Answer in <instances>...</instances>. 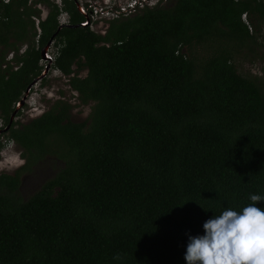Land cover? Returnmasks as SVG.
Here are the masks:
<instances>
[{
    "label": "trees",
    "instance_id": "obj_1",
    "mask_svg": "<svg viewBox=\"0 0 264 264\" xmlns=\"http://www.w3.org/2000/svg\"><path fill=\"white\" fill-rule=\"evenodd\" d=\"M62 8L57 29L51 0H0L3 125L53 33L51 68L91 101L85 120L58 97L11 121L26 162L0 172V264H186L207 220L264 197V83L233 62L259 43L264 0H156L103 32L79 24L74 0ZM44 154L56 169L23 198L18 173Z\"/></svg>",
    "mask_w": 264,
    "mask_h": 264
},
{
    "label": "rangeland",
    "instance_id": "obj_2",
    "mask_svg": "<svg viewBox=\"0 0 264 264\" xmlns=\"http://www.w3.org/2000/svg\"><path fill=\"white\" fill-rule=\"evenodd\" d=\"M86 0H79L83 3ZM94 2L97 10L94 13V19L91 23V28L97 32H103L107 24V18L112 14V7H118L125 5L126 3L134 2L137 7L143 3L152 4L156 0H90ZM168 2V0H160V3ZM135 6V7H136ZM40 14L44 15L46 8L40 5ZM134 11V10H133ZM260 37L258 38V44H255L251 50H244L238 53L233 58L236 70L242 74H255L264 83V24L261 25L259 30ZM55 44H51V50L54 51ZM197 51H199L197 49ZM42 66L46 63L45 61H39ZM85 69L79 70V74L83 75ZM44 81L40 83L39 80L32 82L25 92L24 103H21L16 111L18 110L15 118L17 120H26L29 116H35L43 111L49 103L56 98H63L70 103L69 117L75 121L85 120L91 101L81 103L76 97V91L71 89L66 81V76L62 74L58 69L51 68L44 73L42 76ZM22 95V94H21ZM15 111V112H16ZM14 118V117H13ZM0 123L3 126V122L0 119ZM7 131H0V171H9L19 162L17 148L15 147L10 138L6 137ZM36 166L28 172H24L23 182L19 190V194L24 193V197H28L34 191L39 188L41 180L46 176H51L50 172H46L47 168H53L56 166L55 158L46 157L42 159L40 163L35 164ZM44 173L39 176V173ZM27 173V174H26ZM47 173V174H46ZM38 179V180H37ZM36 183L34 184V182Z\"/></svg>",
    "mask_w": 264,
    "mask_h": 264
},
{
    "label": "clouds",
    "instance_id": "obj_3",
    "mask_svg": "<svg viewBox=\"0 0 264 264\" xmlns=\"http://www.w3.org/2000/svg\"><path fill=\"white\" fill-rule=\"evenodd\" d=\"M249 198L241 211L224 210L203 224V235L189 236L186 264H264V208L257 207L264 197Z\"/></svg>",
    "mask_w": 264,
    "mask_h": 264
},
{
    "label": "built area",
    "instance_id": "obj_4",
    "mask_svg": "<svg viewBox=\"0 0 264 264\" xmlns=\"http://www.w3.org/2000/svg\"><path fill=\"white\" fill-rule=\"evenodd\" d=\"M2 1H6V0H2ZM53 3H55L58 7V13L56 15V20H57V23H63V24H66L68 22V13L66 10H64L62 8V0H51ZM77 1L78 2V5H79V8H77L79 10V12H81L83 14V20H81L79 22L80 25H88L89 28H91V23L94 19V13L96 12L97 8L94 4V2L90 1V0H86L84 1L83 3L79 2V0H74V2ZM38 8H40V5L39 3H36L35 4ZM142 5V4H141ZM140 5V6H141ZM43 6V5H42ZM135 6L136 4H134V2H131V3H126L125 5H120L118 7H112V11H111V15L107 18L110 19V18H113V17H117V16H120V15H126V14H129L130 12H132L134 9H135ZM46 13V12H45ZM40 17L44 16V15H41L39 13ZM34 20V25H35V28H36V35L35 37H37L38 35V32H39V27L37 25L38 23V19H39V16H35V15H32L31 16ZM241 18L243 20H245V14L244 12L241 13ZM246 21V20H245ZM92 29V28H91ZM97 32V31H96ZM53 43V40L50 41L48 47L46 48L45 52H44V55H45V58H40L39 61H50V63L52 62L53 60V57H54V54L56 52V46H55V49L54 51L51 50V44ZM23 46H21V48H19V50H22ZM11 52L9 51L5 58L8 59L11 57ZM41 63V62H40ZM13 67H16L15 65Z\"/></svg>",
    "mask_w": 264,
    "mask_h": 264
},
{
    "label": "flooded vegetation",
    "instance_id": "obj_5",
    "mask_svg": "<svg viewBox=\"0 0 264 264\" xmlns=\"http://www.w3.org/2000/svg\"><path fill=\"white\" fill-rule=\"evenodd\" d=\"M24 102H25V99H23V102H22V103H24ZM15 103H16V102H15ZM17 112H18V110L14 113V116H13L14 118L12 119V121H15V122H17V121H18V122H26V121H28L30 118L33 117V116H29V118H27L26 120H17V119L15 118V115L17 114ZM0 119H1V116H0ZM1 120H2V119H1ZM2 122H3V121H2ZM3 126H4V125H3ZM3 126H2V124L0 123V128L3 127ZM11 140H12V142H13L14 149H15V147L17 148V153H18L19 162L14 166V168L10 169L9 171H0V172H7V173H9V174H14V172H15L18 168H20L21 166H24V164H25V162H26V158H25L24 155H22V150H21V148L18 147V146L16 145V143H15V141H14L13 139H11ZM46 157H51V155L44 154L40 159H37L36 162H34V163H30V164H29V169H27L26 167L20 169V171H19V173H18V179H19V183H18V185H17L18 190H20L21 185H22V182H23V177L25 176V175H23V173H24V172H28V170L34 168V167L36 166L35 164L40 163L41 160H42V159H45ZM55 163H56V165L58 164V160H57V159L55 160ZM55 169H56V167H54V169L48 167L47 170H46V172H47V173L50 172V173H51L50 175H52V174L54 173ZM47 173H46V174H47ZM26 174H27V173H26ZM43 174H44V173H41V171H40L39 176H42ZM46 176H47V175H45V177L41 180L40 184L46 179ZM37 180H38V179H37ZM35 183H36V181L34 182V184H35ZM40 184H39V186H40ZM21 196H22L23 198H26V197H24V193H22Z\"/></svg>",
    "mask_w": 264,
    "mask_h": 264
},
{
    "label": "water",
    "instance_id": "obj_6",
    "mask_svg": "<svg viewBox=\"0 0 264 264\" xmlns=\"http://www.w3.org/2000/svg\"><path fill=\"white\" fill-rule=\"evenodd\" d=\"M75 5H76L77 8H79V5H78V2H77V1H75ZM61 25H63V23H58V25H57V29H58ZM53 35H54V33L51 34V36L48 38V40L45 42V44H44L43 46H41V48H40V50H39V52H40V58H45L44 52H45L46 48L48 47L50 41L52 40ZM49 66H50V61H47V62L43 65V68L41 69L40 73H39L36 77H34V78L28 83V85L26 86V88H25V90L23 91L22 95H21V96L19 97V99L16 101L15 106H14V109L10 112L6 124H5L3 127L0 128V131H6V130L8 129V127H9V125H10L12 119H13V116H14V113H15L17 107L23 102V98H24V96H25V92H26V90L28 89L29 85H30L32 82H34V81H36V80H39V79L44 75V73L49 69Z\"/></svg>",
    "mask_w": 264,
    "mask_h": 264
}]
</instances>
